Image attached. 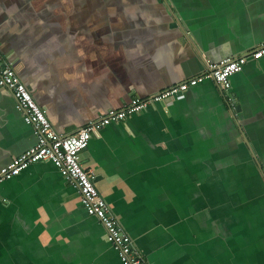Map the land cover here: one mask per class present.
Segmentation results:
<instances>
[{
	"label": "crops",
	"instance_id": "0c3cea01",
	"mask_svg": "<svg viewBox=\"0 0 264 264\" xmlns=\"http://www.w3.org/2000/svg\"><path fill=\"white\" fill-rule=\"evenodd\" d=\"M261 45L264 0H0V49L66 136ZM37 143L0 89V171ZM82 160L148 264H264V57L229 98L207 81L154 103ZM0 264L123 263L46 162L0 186Z\"/></svg>",
	"mask_w": 264,
	"mask_h": 264
},
{
	"label": "built area",
	"instance_id": "2783aa9c",
	"mask_svg": "<svg viewBox=\"0 0 264 264\" xmlns=\"http://www.w3.org/2000/svg\"><path fill=\"white\" fill-rule=\"evenodd\" d=\"M263 57L264 45H261L251 53L225 59L204 73L150 98H134L121 109L109 110L105 115L90 121L76 134L66 136L55 129L47 111L37 103L28 86L0 49V89L7 90L14 96L24 121L34 127L38 138V143L33 149L0 171V186L18 177L32 165L53 163L62 176L78 190L85 211L104 227L107 240L118 253L121 262L148 264L145 255L136 247L113 208L98 189L94 173L83 165L82 155L88 150L93 134L110 125L126 121L154 103L170 101L207 81L218 85L223 94L229 98L233 77L241 73L251 59L260 60Z\"/></svg>",
	"mask_w": 264,
	"mask_h": 264
},
{
	"label": "water",
	"instance_id": "95a60500",
	"mask_svg": "<svg viewBox=\"0 0 264 264\" xmlns=\"http://www.w3.org/2000/svg\"><path fill=\"white\" fill-rule=\"evenodd\" d=\"M173 26H175V27L178 26V23H175ZM181 95H183V94H181ZM181 95H180V96H181ZM96 182H97V179L95 178V183H96ZM114 212H115V211H114ZM115 214H116V213H115Z\"/></svg>",
	"mask_w": 264,
	"mask_h": 264
}]
</instances>
